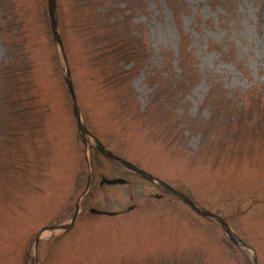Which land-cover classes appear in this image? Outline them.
I'll return each instance as SVG.
<instances>
[{
    "label": "rangeland",
    "instance_id": "rangeland-1",
    "mask_svg": "<svg viewBox=\"0 0 264 264\" xmlns=\"http://www.w3.org/2000/svg\"><path fill=\"white\" fill-rule=\"evenodd\" d=\"M57 2L89 130L226 215L264 264V0ZM46 6L0 0V264H251V251L182 204L149 211L161 190L130 173L131 186L95 180L72 233H43L36 252V235L71 221L93 159L98 172L120 171L79 143ZM122 49L137 58L110 64ZM132 194L134 212L88 217L126 211Z\"/></svg>",
    "mask_w": 264,
    "mask_h": 264
},
{
    "label": "water",
    "instance_id": "water-1",
    "mask_svg": "<svg viewBox=\"0 0 264 264\" xmlns=\"http://www.w3.org/2000/svg\"><path fill=\"white\" fill-rule=\"evenodd\" d=\"M49 11H50V15H51V21H52V27H53V31H54V35H55V40L56 42L59 44L60 47H62V43H61V40H60V37H59V34H58V21H57V16H56V1L55 0H49ZM66 80H67V83H68V87H69V91L71 93V96L73 98V101L75 103V107L77 106L76 105V98H75V92H74V88H73V84H72V81L70 79V74H69V71L67 70V75H66ZM75 114H76V118H77V122H78V129L80 130V132L82 133V135H89V133L87 132L86 128L82 125V122H81V118H80V114H79V110L78 108H75ZM96 141V144H97V149L102 152L103 154L107 155L108 157L114 159V160H118L116 157H114L112 154H110L109 152H107L104 147L102 145H100V143ZM124 165H126L127 167H129L131 170H133L134 172L140 174L141 176L147 178V179H150L152 180V177H150L148 174H146L145 172L137 169L136 167L130 165V164H127V163H123ZM123 184L124 181L123 180H113V181H107V184H113V185H116V184ZM93 213H100L98 211H95V210H92ZM203 215L205 216H211L210 214H208L207 212H201ZM109 216H114L115 214L113 213H108ZM220 220V219H219ZM220 222L223 224V226L226 228L227 232H228V235L230 237V239L238 246H241V247H244V248H247V246L241 241L239 240L232 232L231 230L228 228V225L220 220ZM254 262L255 264H257V260L256 258L254 259Z\"/></svg>",
    "mask_w": 264,
    "mask_h": 264
},
{
    "label": "trees",
    "instance_id": "trees-1",
    "mask_svg": "<svg viewBox=\"0 0 264 264\" xmlns=\"http://www.w3.org/2000/svg\"><path fill=\"white\" fill-rule=\"evenodd\" d=\"M130 43L131 42H129L128 45H130ZM112 52H109L105 55H109ZM137 52L135 51V49H133V50L132 49H124V50L122 49L121 52H117V55L114 56V59L112 58L113 56H111L108 60L111 62L110 64H117L121 61H125V62L126 61H132V60L137 58V56H138ZM183 52H184V48H183ZM102 59H103V57H102ZM0 80H1L0 82H2V83H4V81L6 80L5 71L2 72V74L0 75ZM12 105H13V103H10L8 106H12ZM9 111H11V109H9Z\"/></svg>",
    "mask_w": 264,
    "mask_h": 264
}]
</instances>
